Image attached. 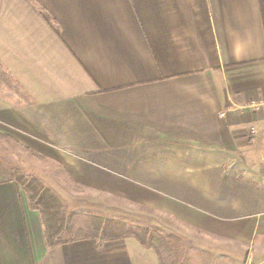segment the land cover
Listing matches in <instances>:
<instances>
[{
    "label": "crops",
    "instance_id": "1",
    "mask_svg": "<svg viewBox=\"0 0 264 264\" xmlns=\"http://www.w3.org/2000/svg\"><path fill=\"white\" fill-rule=\"evenodd\" d=\"M260 11L259 0H0V68L15 87L0 91V136L84 192L264 264ZM38 162L33 175L57 191ZM28 204L0 179V264H161L133 236L47 246Z\"/></svg>",
    "mask_w": 264,
    "mask_h": 264
},
{
    "label": "rangeland",
    "instance_id": "2",
    "mask_svg": "<svg viewBox=\"0 0 264 264\" xmlns=\"http://www.w3.org/2000/svg\"><path fill=\"white\" fill-rule=\"evenodd\" d=\"M5 74L0 68L2 80L0 91L9 93L14 91L15 87L7 83ZM42 158L31 148H19L14 140L2 139V135L0 136V179L3 175L11 177L10 168L15 166L27 179L36 178L51 189L60 199L66 213L64 216L66 226L60 236L62 240L70 241L92 236L95 233L92 218H98L103 220L99 226L101 239L131 236L130 233L137 228L149 230L152 234L160 236L155 246L161 264H250L246 259L248 252L244 246L224 245L219 242L208 244L205 234L193 233L186 228L166 226L164 221H160L157 213H151L148 209L84 192L81 190L82 187L65 177L62 169L55 170L57 167L55 164ZM38 160L40 161L38 165L45 173L47 172V176H53L48 182L54 183L62 196L48 183L33 175V171L36 170L34 164Z\"/></svg>",
    "mask_w": 264,
    "mask_h": 264
},
{
    "label": "trees",
    "instance_id": "3",
    "mask_svg": "<svg viewBox=\"0 0 264 264\" xmlns=\"http://www.w3.org/2000/svg\"><path fill=\"white\" fill-rule=\"evenodd\" d=\"M260 1V7L263 19H264V0ZM46 20H48L46 16ZM264 25V24H263ZM11 177L2 176L1 181L6 182L10 180H14L17 184H19L24 192L27 194L28 202L32 208L38 210L42 224L44 226V234H45V243L47 246H54L55 244L68 242L69 240H62L61 233L62 229H65V217L66 213L64 211V207L60 203V199L56 196V194L51 191L48 187L44 186L38 179L36 178H28L24 176L19 169L15 166L10 168ZM94 222V231L90 237L85 238H95L101 239L99 236V232L101 228L99 227L103 220L98 218H92ZM133 233H130L131 236L135 237L142 245L154 248L155 252L158 254V249L155 244L159 241L160 236L152 234L149 230L146 229H135ZM104 240V238H102ZM71 241V240H70ZM69 241V242H70ZM159 255V254H158Z\"/></svg>",
    "mask_w": 264,
    "mask_h": 264
}]
</instances>
